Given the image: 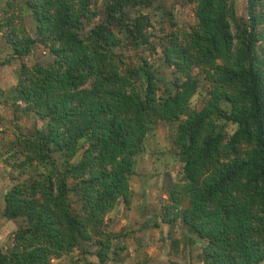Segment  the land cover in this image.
I'll return each instance as SVG.
<instances>
[{
    "label": "trees",
    "instance_id": "16d2710c",
    "mask_svg": "<svg viewBox=\"0 0 264 264\" xmlns=\"http://www.w3.org/2000/svg\"><path fill=\"white\" fill-rule=\"evenodd\" d=\"M92 1L28 0L36 37L8 38L16 55L41 42L53 60L20 70L16 99L44 121L33 136L20 139L24 163L41 171L4 195L3 216L22 218L24 225L10 249L0 250V264H50L82 241L98 247L97 261L87 264H107L110 234L100 238L103 218L118 199L129 200V177L156 119L179 121L173 144L183 174L169 208L207 241L203 263L264 262V31L258 29L264 0H247L244 20L232 0H186L195 6L196 25L182 38L165 35L156 42L146 14L125 15L143 0H109L100 12L91 9ZM123 41L160 47L166 64L184 79L170 82L166 97L158 99L157 76L146 61L120 72L122 60L113 50ZM195 68L209 85L200 109L190 107L199 86ZM228 124L234 125L231 133ZM163 220L174 222L169 210Z\"/></svg>",
    "mask_w": 264,
    "mask_h": 264
},
{
    "label": "rangeland",
    "instance_id": "374dc122",
    "mask_svg": "<svg viewBox=\"0 0 264 264\" xmlns=\"http://www.w3.org/2000/svg\"><path fill=\"white\" fill-rule=\"evenodd\" d=\"M106 1L109 0H93L91 9L102 11ZM143 1V4L128 7L125 15L146 14L152 22V27L148 29L152 42L172 34H179L182 38L184 31H191L196 25L195 6L186 0ZM232 2L237 18L246 19L247 0ZM112 29L116 31V28ZM258 29L264 31V25L258 26ZM35 31L36 23L28 0H0V250L3 252L10 249L15 231L24 225L22 218L7 219L3 216L4 195L14 184L32 180L41 171L36 163H24L27 150L20 139L33 136L44 126V121L32 110L26 111V104L16 99V86L21 78L22 66H47L52 62L53 54L47 46L38 42L29 54L19 56L14 54L12 43L8 40L36 37ZM147 48L146 45L135 47L123 41L113 51L117 59L122 60L118 63L122 74H128L139 63L146 61L157 76L156 95L158 99H163L169 92L170 82L184 78L177 77L174 67L166 64L160 47L156 50ZM193 73L198 74L199 86L190 99V107L200 109L208 98L209 85L197 68L193 69ZM143 83V77L136 79L141 91L144 90ZM178 123L176 120L156 119L151 124L142 150L136 156L134 173L129 177V200L118 199L104 216V233L100 238L106 240L110 234L107 264H204L202 254L207 241L191 232L178 217L177 211L169 208L173 206L170 197L173 186L181 181L183 174V163L173 144ZM233 130L234 125L228 124L227 132ZM82 152L83 149L77 153L74 162L79 160ZM75 182L69 180L71 185ZM70 199L74 209L78 210L77 196L71 193ZM166 208L170 217L174 218L172 223L163 220ZM97 248L93 241H82L73 250L52 258L50 264L96 262Z\"/></svg>",
    "mask_w": 264,
    "mask_h": 264
}]
</instances>
